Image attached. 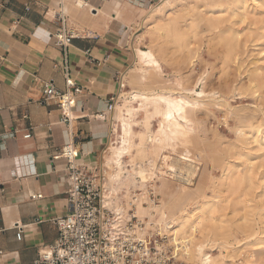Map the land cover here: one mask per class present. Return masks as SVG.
Segmentation results:
<instances>
[{
	"label": "crops",
	"instance_id": "1",
	"mask_svg": "<svg viewBox=\"0 0 264 264\" xmlns=\"http://www.w3.org/2000/svg\"><path fill=\"white\" fill-rule=\"evenodd\" d=\"M157 1L0 0V264H34L56 241L53 221L66 214L69 187L57 153L71 143L78 163L98 162L116 79L126 75L136 26ZM60 12L78 34L65 51L54 39ZM66 78L80 89L68 125L42 93L49 82L64 92Z\"/></svg>",
	"mask_w": 264,
	"mask_h": 264
},
{
	"label": "rangeland",
	"instance_id": "2",
	"mask_svg": "<svg viewBox=\"0 0 264 264\" xmlns=\"http://www.w3.org/2000/svg\"><path fill=\"white\" fill-rule=\"evenodd\" d=\"M247 4L250 13L264 20V0H247ZM219 5L230 3L227 0H181L157 15L149 16L148 10L143 17L148 20L142 24V18L136 26L133 48L152 50L162 71L160 75L152 74L142 88L170 91L178 100H184L179 94L192 99V90L203 89L210 95L193 114L197 121L192 126L194 132L189 135V143H177L174 151L168 148L154 157L149 156L154 173L148 182L149 193L144 196L137 190L136 194H142L145 202L150 204L167 201L157 187L160 179L168 180L171 189L178 193L196 189L199 198L186 206L187 211L203 199L219 196L221 227L216 244L205 248L204 253L216 264H264V161L260 160L262 152H256L253 142L257 135H264V38L255 35L256 32L251 33L254 26L250 25V20L243 21L240 11L230 7L220 30H231L237 38L233 43L234 50L227 54L226 44L218 42L214 32H208L202 22L203 18L218 15L216 8ZM235 11L237 13L232 15ZM170 19L177 21V28L171 33L181 34V39L167 34L164 27L159 29ZM191 20L195 21V26L189 29ZM131 64L132 60L128 66ZM254 71L259 76L257 80L252 77ZM126 75L124 85L129 81ZM163 110L167 113L165 107ZM141 118L139 115L138 119ZM151 125V130L156 131L157 121L153 120ZM187 151L196 173L189 184L165 175L168 172L162 157H183ZM246 161L255 166L253 181L250 186L245 184V188L232 191L229 183L224 181L226 171ZM131 210L134 214V206ZM137 219L144 225L145 233L166 237L174 253L172 264H196L190 255L195 253V245L201 241L197 234L192 237L189 231L174 232L176 227L168 229L173 223L169 214L162 218L164 221L158 216L152 220L147 217ZM250 253H253L252 258Z\"/></svg>",
	"mask_w": 264,
	"mask_h": 264
},
{
	"label": "bare ground",
	"instance_id": "3",
	"mask_svg": "<svg viewBox=\"0 0 264 264\" xmlns=\"http://www.w3.org/2000/svg\"><path fill=\"white\" fill-rule=\"evenodd\" d=\"M179 1L181 0H158L156 6L150 7L149 16L150 14H160ZM227 2L230 5L217 6L218 15L203 18L202 22L208 32H214V38L218 42L226 44L227 54H230L234 50L233 43L237 36L231 30L225 32L220 30L229 8H237L243 21L248 18L250 25L254 26L250 32H256L255 35L257 34L262 39L264 38V20L249 12L247 0H227ZM236 13L237 11L232 15ZM147 20L148 17L144 18L142 24ZM193 26H195V21L191 20L188 28L192 29ZM162 27L168 31L167 34L175 36L177 39L182 38L181 34L171 33L177 28L176 20H168L159 29ZM132 50V64L126 69V78L129 81L125 88L115 95L114 111L109 114L110 136L105 149L100 154L98 163L102 176L103 204L115 214L117 219H120L117 223L127 219L128 211L133 206L134 214L140 219L147 217L152 220L158 216L163 220L162 218L169 214L173 223L168 226V229L176 227L174 232L189 231L192 237L197 234V238L201 239L195 245V253L190 255L192 261L196 264H216L215 260H211L210 255L204 253V249L210 248L211 244L217 242L221 227L219 196L214 195L213 198L203 199L192 210L187 211L186 206L199 198L197 190L192 189L188 193H178V190L171 189L167 183L168 180L165 179H160L157 187L160 192L164 193L167 201L164 200L155 205L146 203V198L141 196L142 194L147 196L149 193L148 182L154 176L149 156L154 157L168 148L174 151L173 147L177 143L184 145L189 143V135L194 132L192 126L197 121L193 114L203 105L204 99L209 98L210 95L205 94L203 89L199 92L192 90L190 91L193 94L192 99L179 94L183 96L184 100H178L172 95L173 92H164L163 90L156 92L153 89L142 88L152 74H162L161 67L152 50L144 51L138 47H134ZM252 77L256 80L259 78L256 71L252 73ZM163 107L167 109V113L164 112ZM139 115L142 117L141 120L138 119ZM153 120L157 121L156 131H152L150 128ZM139 126L141 130L138 131L136 129ZM253 142L256 145V152H262V155L259 156L260 160L264 161V135H257ZM188 155L187 151L183 157L162 156L168 172L165 175L189 184L196 173L195 166ZM250 163L246 161L226 171L224 181L229 183L232 191L239 187L245 188V184L250 186L255 167ZM137 190L142 191V194H136ZM143 202L146 207L143 206ZM234 234L236 235L235 232ZM249 257L252 258L253 253H250Z\"/></svg>",
	"mask_w": 264,
	"mask_h": 264
},
{
	"label": "built area",
	"instance_id": "4",
	"mask_svg": "<svg viewBox=\"0 0 264 264\" xmlns=\"http://www.w3.org/2000/svg\"><path fill=\"white\" fill-rule=\"evenodd\" d=\"M60 29L54 34L56 46L66 50L77 32L66 25L63 14L56 13ZM67 68L64 74L67 75ZM118 91L125 88L124 75L117 77ZM66 90H56L52 83H42L45 101H52L68 125L70 111L75 107L80 89L65 79ZM116 95V94H115ZM110 99L107 111H114V99ZM99 115V119H105ZM30 137V133L24 136ZM57 158L65 161L63 176L68 181L66 214L53 221L58 230L56 241L50 247L38 251L34 264H172L174 253L166 237L145 233L144 225L130 209L128 217L117 223L115 214L103 204L102 176L98 163H78V152L71 143L63 146ZM40 195L31 199H40ZM16 240L22 238V228L16 226ZM177 246V245H176Z\"/></svg>",
	"mask_w": 264,
	"mask_h": 264
}]
</instances>
